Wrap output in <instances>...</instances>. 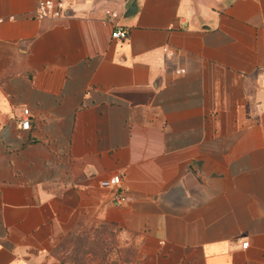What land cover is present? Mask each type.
<instances>
[{"label": "crops", "instance_id": "obj_1", "mask_svg": "<svg viewBox=\"0 0 264 264\" xmlns=\"http://www.w3.org/2000/svg\"><path fill=\"white\" fill-rule=\"evenodd\" d=\"M38 1L0 0V264L79 221L122 264H264V0Z\"/></svg>", "mask_w": 264, "mask_h": 264}, {"label": "rangeland", "instance_id": "obj_2", "mask_svg": "<svg viewBox=\"0 0 264 264\" xmlns=\"http://www.w3.org/2000/svg\"><path fill=\"white\" fill-rule=\"evenodd\" d=\"M118 233L77 222L54 239L50 252L56 264H122L130 251L120 254Z\"/></svg>", "mask_w": 264, "mask_h": 264}, {"label": "built area", "instance_id": "obj_3", "mask_svg": "<svg viewBox=\"0 0 264 264\" xmlns=\"http://www.w3.org/2000/svg\"><path fill=\"white\" fill-rule=\"evenodd\" d=\"M73 0H39L36 4L33 18L36 21H60L65 18V11L70 9L73 5ZM106 17L108 21L112 24L113 30L111 33V39L115 41H125L128 39L127 29L119 26L117 20L119 19V14L117 12H106ZM182 72V71H181ZM30 113L27 108L22 109L21 117L19 119L18 125L21 131H29L30 126ZM100 187L108 190H113L117 192L114 202L118 204L124 203L127 198L125 196V191L121 190V180L119 176L115 175L108 179L102 180L100 182ZM246 246V244H244Z\"/></svg>", "mask_w": 264, "mask_h": 264}, {"label": "water", "instance_id": "obj_4", "mask_svg": "<svg viewBox=\"0 0 264 264\" xmlns=\"http://www.w3.org/2000/svg\"><path fill=\"white\" fill-rule=\"evenodd\" d=\"M136 14V2L135 0H127L125 8H124V14L123 18L127 19Z\"/></svg>", "mask_w": 264, "mask_h": 264}]
</instances>
